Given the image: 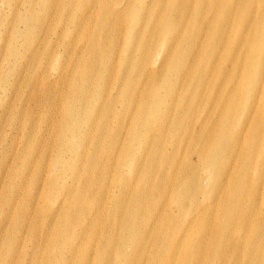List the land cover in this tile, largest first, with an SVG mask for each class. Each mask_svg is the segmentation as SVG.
Here are the masks:
<instances>
[{"label": "bare ground", "instance_id": "bare-ground-1", "mask_svg": "<svg viewBox=\"0 0 264 264\" xmlns=\"http://www.w3.org/2000/svg\"><path fill=\"white\" fill-rule=\"evenodd\" d=\"M5 1L0 264H264V0Z\"/></svg>", "mask_w": 264, "mask_h": 264}, {"label": "rangeland", "instance_id": "rangeland-1", "mask_svg": "<svg viewBox=\"0 0 264 264\" xmlns=\"http://www.w3.org/2000/svg\"><path fill=\"white\" fill-rule=\"evenodd\" d=\"M5 2H6L5 0H0V15H1V14H4V13H7L8 10H9V9L6 7ZM9 20L12 21V19H9ZM1 30H3V28H2Z\"/></svg>", "mask_w": 264, "mask_h": 264}]
</instances>
